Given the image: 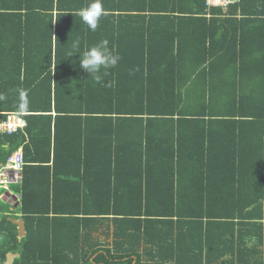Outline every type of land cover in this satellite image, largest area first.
<instances>
[{
  "label": "trees",
  "instance_id": "16d2710c",
  "mask_svg": "<svg viewBox=\"0 0 264 264\" xmlns=\"http://www.w3.org/2000/svg\"><path fill=\"white\" fill-rule=\"evenodd\" d=\"M90 3L0 0V118L28 121L0 133V166L25 156L20 197L0 188V264H264V0H102L94 32ZM103 40L153 64L125 97L119 70L106 84L80 67ZM61 123L89 139L72 166ZM185 127L181 147L161 142Z\"/></svg>",
  "mask_w": 264,
  "mask_h": 264
},
{
  "label": "crops",
  "instance_id": "0c3cea01",
  "mask_svg": "<svg viewBox=\"0 0 264 264\" xmlns=\"http://www.w3.org/2000/svg\"><path fill=\"white\" fill-rule=\"evenodd\" d=\"M208 16H210V15H208ZM152 65L150 63H143V62L135 61V62L117 63L115 67L108 68L109 70H111L113 68H115L116 70H119V71L115 72L114 81H115V83L117 85V88L118 89H122L121 97H125L126 96V93L124 91L127 90L128 88H130V91H132L131 88L133 86H131V85H133V81L135 83H137V82H139V78L144 79L149 74H151L150 69L153 68ZM144 68H146V73L142 72V70ZM106 71H107V69L101 68V70L99 72L100 73V77H102L101 78V82L109 84L111 82L110 75H106L107 74ZM163 80H164V78H163ZM164 83H162L161 85H164ZM146 84L148 85V81L146 82ZM146 88H150V87H146ZM150 89H152V88H150ZM139 93H140V91L137 90V91H135L133 93H130V95L128 97H133L135 95L139 96ZM0 119H4V118H0ZM94 122H96V121H94ZM62 124L63 123H61V127L59 128L60 131L57 134V138H56V141H55L56 142L55 146L58 149L59 156H60L59 164L61 166L62 165L72 166V165H75L76 162H77V159L75 157L80 155V152H78V149H80L81 145L82 146H88L89 139L86 137V138L81 140V138L79 136H77V133H70L68 128L67 127H63ZM180 130H182V131H178L179 133L177 134V135H180V136H177V137H171V136H169V134H167L165 132V136L161 137V142L165 146H167V148H171L172 146L173 147H181V145H180L181 140L182 139H186V138L182 137L181 135H184V133L188 134L189 127L181 128ZM94 131L98 134L97 143H98L99 147L105 146V144L108 142L107 141V136H106L107 131L105 132V130H101L99 127L95 128ZM168 132H173V129L171 127H169L168 128ZM215 132H222V131H220L219 128H216ZM79 140H81V141H79ZM126 144H127V141H123L122 143L120 142V144L118 146V147H121L120 150L122 152V155L120 156V162L121 163L123 162V160H126L127 157L129 158L128 154L126 153V149L122 148V147H125ZM132 144H136V145L139 146V138H137V140L133 141ZM153 144L154 145L152 146L153 147L152 149L160 148V146H161L157 142H155ZM98 151L100 153H102V149H98ZM131 152L133 153L134 151L131 150ZM155 158H157V156ZM104 163H105V160H102V161L98 162V164H104ZM165 164H170V162L169 163L166 162ZM67 170H69V169H67ZM132 175H134V174L132 173ZM255 179H263V181H264V177L257 176V174H255V176H254V180ZM68 192H71V190L70 191H68V190L65 191L64 195L65 196L68 195ZM6 194H9L11 196L14 195L17 198L20 197V195L16 191L7 192ZM4 198L6 199V197H4ZM18 205H19V203H18Z\"/></svg>",
  "mask_w": 264,
  "mask_h": 264
},
{
  "label": "built area",
  "instance_id": "2783aa9c",
  "mask_svg": "<svg viewBox=\"0 0 264 264\" xmlns=\"http://www.w3.org/2000/svg\"><path fill=\"white\" fill-rule=\"evenodd\" d=\"M237 0H207L208 7L224 6L235 3ZM25 112H9L4 119H0V133H14L24 129L28 122ZM25 156L20 147L15 150L7 159L6 163L0 166V188L9 192L14 185L21 184L24 177Z\"/></svg>",
  "mask_w": 264,
  "mask_h": 264
},
{
  "label": "clouds",
  "instance_id": "9594fccd",
  "mask_svg": "<svg viewBox=\"0 0 264 264\" xmlns=\"http://www.w3.org/2000/svg\"><path fill=\"white\" fill-rule=\"evenodd\" d=\"M78 14L89 30L96 31L101 16L105 14L102 0H91L88 7L80 9ZM119 59L118 55H113L109 50L108 41L103 40L96 46L86 50L83 59L79 58V63L80 67L90 75L92 73H99L101 68L108 69L115 67ZM98 79L99 77H97Z\"/></svg>",
  "mask_w": 264,
  "mask_h": 264
},
{
  "label": "water",
  "instance_id": "95a60500",
  "mask_svg": "<svg viewBox=\"0 0 264 264\" xmlns=\"http://www.w3.org/2000/svg\"><path fill=\"white\" fill-rule=\"evenodd\" d=\"M18 205V204H17ZM13 221L15 222V223H17L18 224V226H19V236L20 237H23V236H25V234H26V229H25V223H24V220H21V219H13Z\"/></svg>",
  "mask_w": 264,
  "mask_h": 264
},
{
  "label": "rangeland",
  "instance_id": "374dc122",
  "mask_svg": "<svg viewBox=\"0 0 264 264\" xmlns=\"http://www.w3.org/2000/svg\"><path fill=\"white\" fill-rule=\"evenodd\" d=\"M4 197H6V198L9 197V194H5Z\"/></svg>",
  "mask_w": 264,
  "mask_h": 264
}]
</instances>
